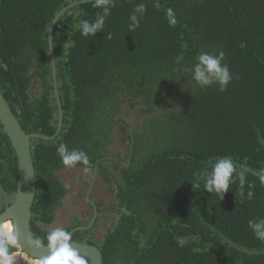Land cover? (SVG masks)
Instances as JSON below:
<instances>
[{
  "label": "trees",
  "instance_id": "16d2710c",
  "mask_svg": "<svg viewBox=\"0 0 264 264\" xmlns=\"http://www.w3.org/2000/svg\"><path fill=\"white\" fill-rule=\"evenodd\" d=\"M78 1L0 0L3 96L26 133L49 138L34 139L31 147L36 238L48 244L45 229L67 197L60 173L72 170L81 179L80 169L89 168V179L96 168L104 181L96 194L118 207L113 229L94 243L103 264H264V243L248 227L264 219L258 177L264 169V0H112L103 30L92 37L81 36L80 23L101 11L93 0L62 12ZM139 3L146 11L129 31ZM51 51L63 112L56 138ZM201 52L225 54L232 79L224 91L216 84L201 89L191 79ZM137 113L130 136L137 118H127ZM116 137L128 167L105 159L116 151ZM60 143L84 151L89 166L64 167ZM224 156L238 171L247 169L243 191L245 197L253 192L251 200L240 196L238 181L222 200L205 191L204 175ZM17 180V160L0 126V213ZM84 195L77 196L83 205ZM82 233L74 232L71 243H82Z\"/></svg>",
  "mask_w": 264,
  "mask_h": 264
},
{
  "label": "clouds",
  "instance_id": "9594fccd",
  "mask_svg": "<svg viewBox=\"0 0 264 264\" xmlns=\"http://www.w3.org/2000/svg\"><path fill=\"white\" fill-rule=\"evenodd\" d=\"M112 0H93V6L101 11L97 13L93 21L83 20L80 23L81 36H94L104 28L105 20L110 15ZM146 11V5L139 3L136 5L133 14L130 15L129 31H134L139 27L140 19ZM167 16L170 24H175L176 16L171 8L167 10ZM108 39H111L109 34ZM225 54L220 52L213 55L208 52H201L197 57V62L193 65L191 79L204 89L208 86L216 84L220 91H224L232 79L228 65L223 63ZM183 60V56L176 58L179 64ZM60 157L61 164L66 168H74L78 164L89 166L88 155L78 149L69 150L67 145L60 143L56 149ZM246 168L237 169L234 160L230 156L220 157L216 160L210 172L203 177L204 189L208 193H214L222 200L224 194L229 191L230 185L239 182L240 196L245 197L243 187L246 183ZM258 177L264 184V169L260 170ZM196 187H200L199 184ZM253 192H247L246 199L251 200ZM7 227V226H6ZM248 227L254 237L264 243V219L250 220ZM48 246L51 249V255L43 261V264H86L83 258L77 256L73 251L71 244V234L63 228H56L48 236ZM15 242L14 235H7L2 243H0V264H13L12 257L9 254L7 245ZM40 243L39 240L36 241ZM264 254V249L259 250Z\"/></svg>",
  "mask_w": 264,
  "mask_h": 264
},
{
  "label": "water",
  "instance_id": "95a60500",
  "mask_svg": "<svg viewBox=\"0 0 264 264\" xmlns=\"http://www.w3.org/2000/svg\"><path fill=\"white\" fill-rule=\"evenodd\" d=\"M92 0H81L76 3L70 4L65 7L62 12L66 11L68 8L82 4L85 2H91ZM57 18V17H56ZM56 19L53 21L51 27L49 28V38L51 37L52 27ZM49 46L51 48V43L49 41ZM52 75L55 87L56 102L58 105V126L55 135L56 138L61 130L63 112L60 105V100L58 96V90L56 87V76H55V60L52 51L50 52ZM172 99H170L169 104ZM161 109L160 111H162ZM154 112L152 114L159 113ZM150 115V114H149ZM0 126L3 129L10 146L12 147L16 160L18 169V180L16 185V191L13 196V200L10 205H8L2 213H0V226L2 224L9 222L12 226V235L15 237V242L20 248V250L29 256L31 259L42 262L46 260L51 255V249L48 244L39 243L35 234L32 232L31 227V217H32V207L35 201L36 195V175L34 170V161L32 158V140L42 139L49 140V138L26 133L20 126L16 115H14L9 104L5 101L1 87H0ZM52 137V138H53ZM51 138V139H52ZM53 138V139H54ZM132 146V143H131ZM128 165V163H127ZM96 171V169H95ZM96 173V172H94ZM88 201V200H87ZM93 204V203H92ZM94 208L95 205L93 204ZM72 234L73 232H69ZM73 251L78 257H83L88 260V264H103L102 255L100 248L94 244L88 243H71Z\"/></svg>",
  "mask_w": 264,
  "mask_h": 264
},
{
  "label": "flooded vegetation",
  "instance_id": "af4514ba",
  "mask_svg": "<svg viewBox=\"0 0 264 264\" xmlns=\"http://www.w3.org/2000/svg\"><path fill=\"white\" fill-rule=\"evenodd\" d=\"M137 116H138V113L136 114V117H135V114H131L127 118V120L129 122H131L134 118H137ZM138 121H139V118H137L136 120L134 119V125L129 129V135L130 136H132V131L134 130V128L138 124ZM114 144L116 145V151L115 152L112 151L111 155H109L110 153H108L109 157L105 158V159L106 160L109 159L108 161H112V160L118 161V162H121L123 164L124 161H122L123 157H121V155H123V153L125 152V146L123 145V143L121 141L118 140L117 137L115 138ZM108 148L106 150H108ZM124 165H125V167H128L129 164L127 165L124 163ZM95 167H96V165H95ZM106 167L108 169H111L112 172H114L112 167L109 164H107ZM95 169L94 168L92 169L89 179H88V175L90 174L89 173L90 169L86 168V172L83 169H80L81 170L80 173H82V174H81V179H79V181H81L80 182L81 185H83L85 187V195H84L83 200L85 201L86 204H84V205L88 206L87 208L89 209V212L84 211L83 213H81V215L77 214L76 216H74V218L70 219V222L67 223V227L65 229V231H66L68 228H71V229H69L68 232L72 231L73 233L76 231H83L84 233L81 234L80 240L83 241L82 243H88V244H94L98 240L102 239L104 237V235L108 233V231L111 232V230L113 229V224L116 222V218H117L116 217V215H117L116 211L118 209V207L115 206V204H116L115 200L114 199L109 200L105 193L103 194V199H101V200H106L107 203H106V206L103 208L99 209L96 206V204L91 200L92 198L90 199L91 192L93 190H98V191L103 192V189L100 188L102 185H104L103 184L104 183L103 178L98 180L99 177L96 176V173H94V172H96ZM101 202H103V201H101ZM92 203L95 205V208H94ZM54 224L55 223L53 222L49 227L54 226ZM49 227H47L45 229L47 231L48 235H49V233H48ZM88 240H90L92 243L89 242ZM47 243H48V240H47ZM94 245L99 247L98 244H94ZM33 261L37 262V264L41 263V262H38L35 260H33Z\"/></svg>",
  "mask_w": 264,
  "mask_h": 264
},
{
  "label": "rangeland",
  "instance_id": "374dc122",
  "mask_svg": "<svg viewBox=\"0 0 264 264\" xmlns=\"http://www.w3.org/2000/svg\"><path fill=\"white\" fill-rule=\"evenodd\" d=\"M76 175L72 170L60 173V177L64 181V184L68 190V194H67V197L65 198L63 205L57 211V215L55 217L56 221H55L54 226L48 228L49 234L56 228H63L65 230L69 219H71V216H74L77 214L81 215V213H83L84 211L89 212V209L85 205H83L82 200L77 199L78 195H81L84 193L85 187L78 183L77 180L79 178H75ZM97 192L98 190H93L91 192V196L94 199H97L100 201L101 199H103V194L97 195L96 194ZM108 199L110 200V198ZM104 201H105L104 204L107 203L106 200ZM12 260H13V263H16L17 261H19V258L14 257L12 258ZM33 264H37V262H34Z\"/></svg>",
  "mask_w": 264,
  "mask_h": 264
},
{
  "label": "built area",
  "instance_id": "2783aa9c",
  "mask_svg": "<svg viewBox=\"0 0 264 264\" xmlns=\"http://www.w3.org/2000/svg\"><path fill=\"white\" fill-rule=\"evenodd\" d=\"M5 237H6V235L4 234V232L2 230V226H0V243H2L4 241ZM8 246H10V243L7 245V247ZM11 246H13L12 251H10L9 249L8 250H9V254H10V256L12 258L14 256V254H22V255H24L23 252L20 250V248L17 245H12L11 244ZM13 264H23V263L17 261L16 263H13Z\"/></svg>",
  "mask_w": 264,
  "mask_h": 264
},
{
  "label": "bare ground",
  "instance_id": "6f19581e",
  "mask_svg": "<svg viewBox=\"0 0 264 264\" xmlns=\"http://www.w3.org/2000/svg\"><path fill=\"white\" fill-rule=\"evenodd\" d=\"M7 226V227H6ZM2 230L4 232V234L7 235H12V226L9 222H6L4 224H2ZM17 245L16 242L10 243V245ZM18 246V245H17ZM29 257V256H28ZM30 258V257H29Z\"/></svg>",
  "mask_w": 264,
  "mask_h": 264
},
{
  "label": "crops",
  "instance_id": "0c3cea01",
  "mask_svg": "<svg viewBox=\"0 0 264 264\" xmlns=\"http://www.w3.org/2000/svg\"><path fill=\"white\" fill-rule=\"evenodd\" d=\"M14 257L19 258V262H21L23 264H25V263L33 264L34 263V261L31 258H28L25 254L24 255H22V254H14L13 258Z\"/></svg>",
  "mask_w": 264,
  "mask_h": 264
}]
</instances>
